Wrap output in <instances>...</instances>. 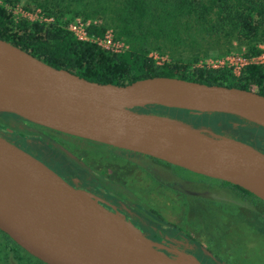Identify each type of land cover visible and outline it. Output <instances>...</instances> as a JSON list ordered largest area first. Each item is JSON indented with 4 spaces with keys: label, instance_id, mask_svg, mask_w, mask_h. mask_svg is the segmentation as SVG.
<instances>
[{
    "label": "water",
    "instance_id": "obj_1",
    "mask_svg": "<svg viewBox=\"0 0 264 264\" xmlns=\"http://www.w3.org/2000/svg\"><path fill=\"white\" fill-rule=\"evenodd\" d=\"M46 98L70 99L85 109L63 111ZM148 105L227 113L264 127V95L255 90L168 76L125 85L100 83L56 68L0 38V112L229 182L264 201L263 151L177 117L137 110ZM36 185L112 211L103 205L108 202L71 185L44 162L0 136V230L46 264H144L90 228L46 210L28 191ZM180 253L202 264L195 255Z\"/></svg>",
    "mask_w": 264,
    "mask_h": 264
},
{
    "label": "trees",
    "instance_id": "obj_2",
    "mask_svg": "<svg viewBox=\"0 0 264 264\" xmlns=\"http://www.w3.org/2000/svg\"><path fill=\"white\" fill-rule=\"evenodd\" d=\"M36 2L49 14L56 16L62 14L73 17L77 15L107 17L108 21L105 24L92 23L89 27L90 33L103 35L112 26L116 38L123 39L129 45L126 51L114 53L94 42L78 39L66 26L57 21L29 22L21 19L15 22L12 13L0 5V38L56 68L71 71L100 83L125 85L144 78L168 76L255 90L264 95V64H250L239 75H235L228 67L213 68L205 64L200 65L202 55L191 58L171 55V60L162 64H158L151 56L153 50L175 52L186 46L200 45V39L208 37H215L216 42L228 43L231 47L234 41H238L239 44L248 46L246 55H258L262 52L260 45L264 42V0H104V2L36 0ZM231 47L226 53H229ZM140 110L169 114L196 127H211L219 133L224 132V129L220 128L221 125L232 126L233 120L240 119L227 113L198 112L153 105L142 107ZM209 115L219 117L215 124L209 122L206 117ZM237 187L252 194L240 186ZM3 233L7 238L6 247L11 248L9 245H15L28 255L26 258L37 259L8 234ZM145 234L149 236L148 233ZM188 239L194 242L190 235ZM180 249L195 255L190 250ZM165 252L168 254V251ZM197 258L202 263V258ZM37 260L39 264H46ZM176 260L183 261V258Z\"/></svg>",
    "mask_w": 264,
    "mask_h": 264
},
{
    "label": "rangeland",
    "instance_id": "obj_3",
    "mask_svg": "<svg viewBox=\"0 0 264 264\" xmlns=\"http://www.w3.org/2000/svg\"><path fill=\"white\" fill-rule=\"evenodd\" d=\"M101 2H104V0H101ZM0 5L5 6L12 13L15 22H19L21 19H26L29 22L57 21V23L69 28L74 20L81 18L99 24H105L108 21L107 17L101 15L89 17L77 15L73 17L72 15L59 14L56 16L49 14L44 7L37 5L36 0H0ZM108 29L114 30L112 26ZM214 38L200 39V45L186 46L175 52L153 50L151 56L155 58L158 64H162L164 61H170L171 55L187 58L202 55L201 63L222 60L232 52L246 54L248 50L246 44H239L238 41H234L233 47H231L228 43L216 42ZM230 47L231 50L226 53ZM140 108L142 107H138L137 110L150 112L140 110ZM206 117L212 124H215L219 118L214 115ZM0 122L17 129L20 120L9 114H0ZM220 128L224 129V132L219 133L211 127H205L209 133H219L242 140L264 152V128L262 126L240 118L239 120H233L232 126L223 124ZM32 130L29 128L23 129L24 132H31ZM41 131L44 132L45 138L52 146L51 149L56 153L57 158L59 156L64 162L72 159L81 168L87 171L90 169V174L91 171L98 174L100 170L102 173V175L100 174L102 176L101 182L110 185L109 187L113 191H117L126 200L134 204H143L155 213H162L165 217L177 221L186 231L192 234H204V241H207L211 246V249L207 250L206 253L216 264H264L263 200L256 199L248 192L244 198L233 187L227 185L219 187V182L210 180L208 183L212 186L205 193L209 199V205L216 201L221 202L222 205L220 206L221 209H218L216 217L213 218L212 212L206 213L203 217V209L200 208L203 207L202 201H199L194 195V187L196 188L194 179H201L198 175L187 172L181 167L180 169H174L167 163L164 164L140 155L134 154L131 157V154L120 150L123 148H109V145L100 142L92 140L87 142L79 138L59 135L52 131L49 132L43 129ZM161 180L167 185L162 183ZM174 181H177L180 185L178 187L168 185V183ZM126 210L131 215H135L131 208ZM1 231L0 264H39L37 259L30 260L26 258L28 255L16 248L15 245H9L12 249L6 247L7 238ZM210 239H213V241H210ZM188 246L185 245V247ZM158 249L162 251L161 247ZM166 249L168 254L177 257L176 259L179 256H182L183 259L186 258L185 254L180 253L181 249L178 246L172 245L166 247ZM162 252L167 254L165 251Z\"/></svg>",
    "mask_w": 264,
    "mask_h": 264
},
{
    "label": "flooded vegetation",
    "instance_id": "obj_4",
    "mask_svg": "<svg viewBox=\"0 0 264 264\" xmlns=\"http://www.w3.org/2000/svg\"><path fill=\"white\" fill-rule=\"evenodd\" d=\"M0 114H9L10 116H13L18 120H20L18 124L19 127L17 129H13L7 124L0 122V136L6 138L8 141L14 143L18 147L22 148L23 150L27 151L31 155L35 156L36 158L44 162L46 165H48L51 169H53L56 173H58L63 179H65L71 185L89 191L94 195L102 198L106 202H108L109 204L103 203V205L111 209L112 211H116L124 214L130 221H132V223L136 227H138L145 233H148L149 234L148 237L152 239V241H154L156 244H158L161 247L162 251H166L167 250L166 247L168 246L175 245L182 249H186L194 252V254L197 257L202 258L203 260L202 263L204 264H216V262L209 256V254L206 253L207 250L211 249V246L207 241L206 242L204 241V237H205L204 234H199V235L195 233L192 234L186 231L180 224H178L177 221L165 217L162 213H155L154 211L150 210L143 204H139V203L134 204L133 202L126 200L122 195L118 194L117 191H113L109 187L110 185L101 182L102 173L100 170L98 174H95L92 171L90 174V169H88L87 171L81 168L79 165H76L75 164L76 162L72 159L71 160L68 159L69 161L64 162L62 159L59 158V156L57 158L56 153L51 149L52 146L45 138V134L43 131H41V129L49 132L52 131L59 135L63 134L68 137L77 138V139L79 138L80 140H85L87 142L88 139L73 136L70 134H66L48 128L46 126L34 123L28 119H25L13 113L0 112ZM25 128H29L30 130L32 129L33 130L31 132H24L23 129ZM109 148H117V147L114 146L110 147L109 145ZM120 150L124 151L125 153L131 154L132 155L131 157H133L134 154H136L138 156L140 155L142 157L151 158L153 160L159 161L157 160V158L139 152L135 153L127 149H120ZM162 163L166 164V162H162ZM167 165L173 167L174 169H178V168L180 169L179 166L174 167L176 165L172 166V164L170 165V163ZM183 170H186L187 172L190 173H194L195 175L201 177V179H194V185H196V188L194 187V195L198 198L199 201H202L203 207L200 208L203 209L202 210L203 217H205L206 213H211V212L213 214V218L216 217V214H218V209H221L220 206L222 205V203L218 201L214 202L212 205H209V199L205 195V193L208 192L207 190H209L212 186L210 183H208V181L210 180H215L219 182V187L226 185L233 187L244 198L245 196H247V192L237 187V185L231 184L223 180H218L205 175H201L195 172H191L187 169H183ZM161 181L162 183L166 184L163 180ZM168 185L172 187H176V186L178 187L180 184L177 181H174L168 183ZM251 196L260 200V198L255 196L254 194L253 195L251 194ZM127 208H131L132 212L135 213L136 216L131 215L126 210ZM197 222L199 223L200 221ZM188 235L194 238V242H191L188 239ZM210 241H213V239H210ZM185 245H189V246L185 247ZM178 258H183V257L179 256ZM184 260L185 259H183V261Z\"/></svg>",
    "mask_w": 264,
    "mask_h": 264
},
{
    "label": "bare ground",
    "instance_id": "obj_5",
    "mask_svg": "<svg viewBox=\"0 0 264 264\" xmlns=\"http://www.w3.org/2000/svg\"><path fill=\"white\" fill-rule=\"evenodd\" d=\"M54 108L80 113L85 107L70 99L46 98ZM23 173V171H22ZM30 195L52 214L62 219L90 228L111 243L127 250L138 262L144 264H200L193 256L184 261L171 259L161 252L160 246L146 238L124 214L112 212L93 201L77 198L46 186L28 187ZM130 221V222H129Z\"/></svg>",
    "mask_w": 264,
    "mask_h": 264
},
{
    "label": "built area",
    "instance_id": "obj_6",
    "mask_svg": "<svg viewBox=\"0 0 264 264\" xmlns=\"http://www.w3.org/2000/svg\"><path fill=\"white\" fill-rule=\"evenodd\" d=\"M93 22L90 20L76 19L68 28L78 39L83 41H90L98 44L102 48L114 52L121 53L129 48V45L122 39L116 38L113 29H107L103 35H96L90 33L89 27ZM95 23V22H94ZM96 24V23H95ZM262 52L258 55L248 56L246 54H239L232 52L225 56L222 60L205 61L200 65H207L213 68L228 67L232 69L235 75H239L244 68L250 64H264V44L260 45Z\"/></svg>",
    "mask_w": 264,
    "mask_h": 264
}]
</instances>
